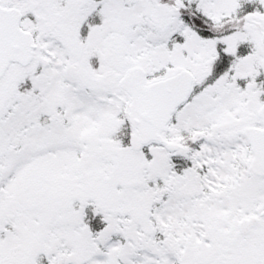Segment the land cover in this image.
Wrapping results in <instances>:
<instances>
[{
	"label": "snow or ice",
	"instance_id": "1",
	"mask_svg": "<svg viewBox=\"0 0 264 264\" xmlns=\"http://www.w3.org/2000/svg\"><path fill=\"white\" fill-rule=\"evenodd\" d=\"M0 264H264V0H0Z\"/></svg>",
	"mask_w": 264,
	"mask_h": 264
}]
</instances>
